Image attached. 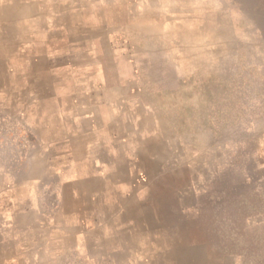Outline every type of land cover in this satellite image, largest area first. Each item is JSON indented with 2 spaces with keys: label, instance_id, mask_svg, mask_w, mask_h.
I'll return each instance as SVG.
<instances>
[{
  "label": "crops",
  "instance_id": "1",
  "mask_svg": "<svg viewBox=\"0 0 264 264\" xmlns=\"http://www.w3.org/2000/svg\"><path fill=\"white\" fill-rule=\"evenodd\" d=\"M38 15L31 29L0 10V264H189L157 244L156 212L187 155L121 76L108 81L122 28L55 32Z\"/></svg>",
  "mask_w": 264,
  "mask_h": 264
},
{
  "label": "rangeland",
  "instance_id": "2",
  "mask_svg": "<svg viewBox=\"0 0 264 264\" xmlns=\"http://www.w3.org/2000/svg\"><path fill=\"white\" fill-rule=\"evenodd\" d=\"M3 9L31 29L39 12L52 31L80 18L121 27L107 36L120 47L107 52L108 81L121 76L140 94L188 159L171 164L172 210L156 204L166 223L157 244L189 264H264V0H0Z\"/></svg>",
  "mask_w": 264,
  "mask_h": 264
}]
</instances>
